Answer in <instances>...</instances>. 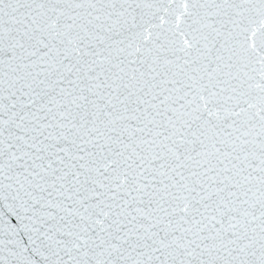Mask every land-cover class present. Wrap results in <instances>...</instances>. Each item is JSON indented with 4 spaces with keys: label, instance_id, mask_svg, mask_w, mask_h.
Instances as JSON below:
<instances>
[{
    "label": "snow or ice",
    "instance_id": "snow-or-ice-1",
    "mask_svg": "<svg viewBox=\"0 0 264 264\" xmlns=\"http://www.w3.org/2000/svg\"><path fill=\"white\" fill-rule=\"evenodd\" d=\"M0 264H264V0H0Z\"/></svg>",
    "mask_w": 264,
    "mask_h": 264
}]
</instances>
